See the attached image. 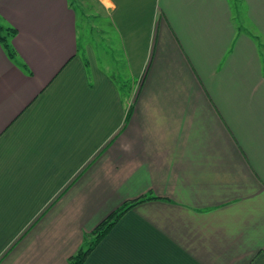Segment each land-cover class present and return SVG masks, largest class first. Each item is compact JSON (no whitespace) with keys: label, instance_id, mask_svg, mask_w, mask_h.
Segmentation results:
<instances>
[{"label":"crops","instance_id":"0c3cea01","mask_svg":"<svg viewBox=\"0 0 264 264\" xmlns=\"http://www.w3.org/2000/svg\"><path fill=\"white\" fill-rule=\"evenodd\" d=\"M78 1L0 0V264H264V0Z\"/></svg>","mask_w":264,"mask_h":264},{"label":"rangeland","instance_id":"374dc122","mask_svg":"<svg viewBox=\"0 0 264 264\" xmlns=\"http://www.w3.org/2000/svg\"><path fill=\"white\" fill-rule=\"evenodd\" d=\"M75 8L77 14V37L80 50L83 49L85 52L86 46H89L96 64L99 67H102L104 58H106L107 61H116L115 65L118 69L123 66L122 54L120 55L117 48L111 46L117 40L116 34L112 30L108 31L106 21L103 19L101 20V18L97 16L96 9L92 11L87 0L81 3H79V1L75 2ZM100 26H103L106 31L100 33L98 30ZM120 75L121 74L117 77V84H119L123 90L124 87L122 86L126 85L127 82L120 78Z\"/></svg>","mask_w":264,"mask_h":264},{"label":"trees","instance_id":"16d2710c","mask_svg":"<svg viewBox=\"0 0 264 264\" xmlns=\"http://www.w3.org/2000/svg\"><path fill=\"white\" fill-rule=\"evenodd\" d=\"M16 31L4 25L0 19V47L5 53L6 57L14 64L22 69L24 65L18 63V58L11 46V39L15 36ZM147 198L139 199L141 202ZM138 201L126 202L110 213L102 221H100L85 237L84 243L79 249L68 258L67 264H84L88 256L97 247V245L110 233L113 227L119 220L127 213Z\"/></svg>","mask_w":264,"mask_h":264}]
</instances>
